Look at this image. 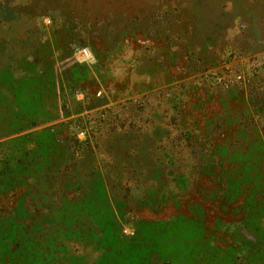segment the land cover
<instances>
[{
    "label": "rangeland",
    "instance_id": "obj_1",
    "mask_svg": "<svg viewBox=\"0 0 264 264\" xmlns=\"http://www.w3.org/2000/svg\"><path fill=\"white\" fill-rule=\"evenodd\" d=\"M0 264H264V0H0Z\"/></svg>",
    "mask_w": 264,
    "mask_h": 264
}]
</instances>
